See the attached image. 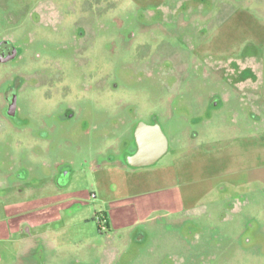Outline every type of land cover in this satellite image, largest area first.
Returning <instances> with one entry per match:
<instances>
[{"label": "rangeland", "instance_id": "1", "mask_svg": "<svg viewBox=\"0 0 264 264\" xmlns=\"http://www.w3.org/2000/svg\"><path fill=\"white\" fill-rule=\"evenodd\" d=\"M3 41L0 264H264V0H0Z\"/></svg>", "mask_w": 264, "mask_h": 264}, {"label": "crops", "instance_id": "2", "mask_svg": "<svg viewBox=\"0 0 264 264\" xmlns=\"http://www.w3.org/2000/svg\"><path fill=\"white\" fill-rule=\"evenodd\" d=\"M150 130H151V128L149 126H143V129L141 130L143 132H139V131L136 132L137 140L139 141V139L142 138V139H146L148 141H151L152 140V134L150 133ZM166 151H167V148H165L164 152L161 153L160 155H158V152L157 153H152L151 155H148L151 158L150 161H145L142 156L140 157V152H138L137 155H135L133 157L131 155H128L129 157L127 156V162L126 163L132 169V171H137V170H140L141 168L151 166L162 155H164L166 153ZM122 166H124V165H122ZM1 194H3V195H1ZM1 194L0 195L2 197H5L4 193L1 192ZM130 206L131 207L133 206L132 207V209H133V216H137L140 219H142L145 216V214H147L149 216L150 215V212L153 213L156 210H161L160 208H156V209H153V210H148L146 212L145 208L141 209V211L139 210V204H135L137 210L135 209L134 204L131 203ZM134 212H136L137 214L140 212L141 214L139 213V215H136V214H134ZM19 216L20 215L18 214L17 209H15V210L12 209L11 211H9V215L7 217V220H6L7 225H9V226H6V225L3 226L4 224H2V220H0V240H1L2 236L6 232L8 234H10L11 232H12V234H14V233L23 234L24 232L27 233V232L30 231L29 228H26V230L22 229L23 228V225L22 224H24L26 221H23V222L22 221L21 222L19 221L18 222L17 217H19ZM122 216L123 215L119 214L118 218L119 219H122L123 218ZM114 218H115V216H114ZM125 218H127V217H125ZM120 226H124V223H123V225L122 224H118V226L116 228H118ZM108 227H109V223H108ZM23 240H25V239H22L21 241H23Z\"/></svg>", "mask_w": 264, "mask_h": 264}, {"label": "flooded vegetation", "instance_id": "3", "mask_svg": "<svg viewBox=\"0 0 264 264\" xmlns=\"http://www.w3.org/2000/svg\"><path fill=\"white\" fill-rule=\"evenodd\" d=\"M12 51H13V49L12 48H9V43L8 42H1L0 43V58H2V59H8V57L10 58L11 56H12ZM16 94H13V97H15L16 98V96H15ZM11 100H12V98H11ZM15 102H16V99H15ZM159 130V129H158ZM151 131V130H150ZM160 131V130H159ZM140 141H144V142H146V143H148V144H151L152 142H153V138H152V140L151 141H148V140H146V139H142V138H140L139 139ZM153 145V147L154 146H157V147H155V149H153V150H151L150 152H149V154H147V155H151L152 153H157L158 152V154L160 153V151H162V150H164V145H163V143H162V140H161V138H160V136H158L157 137V139H156V142L155 143H152ZM161 149V150H160ZM139 152V151H138ZM140 156H142L141 155V153H140Z\"/></svg>", "mask_w": 264, "mask_h": 264}, {"label": "water", "instance_id": "4", "mask_svg": "<svg viewBox=\"0 0 264 264\" xmlns=\"http://www.w3.org/2000/svg\"><path fill=\"white\" fill-rule=\"evenodd\" d=\"M14 53H15V52H13L11 58L13 57ZM7 60H9V59H7ZM0 61H1V62H5L6 60L0 58ZM12 109H13V110L15 109V101H14V103L12 104ZM13 113H14V112H13ZM9 114H10V113H9ZM10 115H11V114H10ZM158 134H159V136H160V138H161V140H162V143H163V145H164V150H165V148H166V141H165V139L162 137V135H161L160 132H159ZM160 150H161V149H160ZM164 150L160 151V153H159L158 155H160L161 153H163Z\"/></svg>", "mask_w": 264, "mask_h": 264}]
</instances>
